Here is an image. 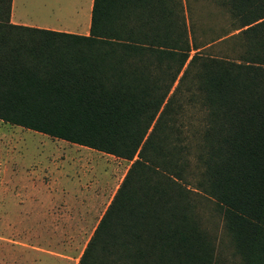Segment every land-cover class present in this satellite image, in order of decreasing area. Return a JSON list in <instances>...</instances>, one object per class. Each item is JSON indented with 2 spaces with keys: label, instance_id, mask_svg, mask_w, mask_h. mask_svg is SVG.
Instances as JSON below:
<instances>
[{
  "label": "trees",
  "instance_id": "trees-1",
  "mask_svg": "<svg viewBox=\"0 0 264 264\" xmlns=\"http://www.w3.org/2000/svg\"><path fill=\"white\" fill-rule=\"evenodd\" d=\"M201 1L228 17L209 38ZM11 4L0 119L131 161L76 264H228L202 197L264 264V0H93L87 35L10 24Z\"/></svg>",
  "mask_w": 264,
  "mask_h": 264
},
{
  "label": "rangeland",
  "instance_id": "rangeland-1",
  "mask_svg": "<svg viewBox=\"0 0 264 264\" xmlns=\"http://www.w3.org/2000/svg\"><path fill=\"white\" fill-rule=\"evenodd\" d=\"M193 12L202 38L227 27L207 1ZM130 162L0 119V264H76ZM201 212L228 264H239L214 203L202 197Z\"/></svg>",
  "mask_w": 264,
  "mask_h": 264
},
{
  "label": "crops",
  "instance_id": "crops-1",
  "mask_svg": "<svg viewBox=\"0 0 264 264\" xmlns=\"http://www.w3.org/2000/svg\"><path fill=\"white\" fill-rule=\"evenodd\" d=\"M92 4L93 0H12L9 23L87 35L90 27ZM6 38L13 40V34H7ZM63 183L64 185L68 184L69 179L64 180ZM1 264L7 263L2 261Z\"/></svg>",
  "mask_w": 264,
  "mask_h": 264
}]
</instances>
